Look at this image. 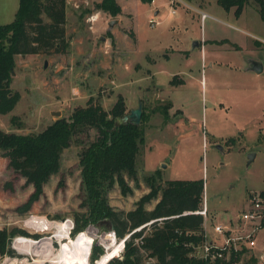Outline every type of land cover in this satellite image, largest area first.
<instances>
[{"label":"rangeland","instance_id":"obj_1","mask_svg":"<svg viewBox=\"0 0 264 264\" xmlns=\"http://www.w3.org/2000/svg\"><path fill=\"white\" fill-rule=\"evenodd\" d=\"M98 1L69 0L64 50L15 57L11 86L23 98L10 114L0 115V129L40 132L60 118L51 114L53 109L68 117L91 96L108 111L122 96L125 116L142 102L140 124L146 141L137 156L139 180L128 178L133 189L128 194L116 185L108 194L111 206L134 209L150 192L145 178L159 171L163 185L167 180L204 179L211 223L240 213L249 195L264 191V71L251 70L252 60L260 59L264 66V19L258 4L251 1L237 16L235 8L228 11L218 0H184L187 5L118 0L124 8L120 5L122 11L112 15L97 9ZM190 4L202 6L209 16L203 19L202 12ZM18 7L19 0H0V25L12 22ZM99 11L106 14L103 27L96 30L90 18ZM152 15L158 20L155 26L149 23ZM107 20L117 22L108 26ZM205 36L216 38L217 44L202 40L196 47L197 38ZM57 61L64 66L56 72ZM174 75L176 85L171 84ZM73 87L80 93L74 94ZM13 116L18 117L16 123L11 122ZM96 135L95 129H89L74 137L62 153L60 171L27 211L18 208L34 187L0 155V228L19 227L39 236L14 237L12 246L20 242L21 251L14 248L20 256H5L0 264H57L62 247L83 233L89 234L93 245L104 248V255L109 235L114 245L122 242L106 220L73 231L74 214L85 211L80 154ZM250 154H254L252 161ZM158 200L146 208H154ZM60 222L71 226L70 239L57 237L55 224ZM256 242L253 258L256 264H264L256 257L264 254V230ZM122 254L123 249L117 256ZM97 260L90 252L88 264ZM148 260L154 261L144 252L143 261ZM251 261L247 258L243 264Z\"/></svg>","mask_w":264,"mask_h":264},{"label":"trees","instance_id":"obj_2","mask_svg":"<svg viewBox=\"0 0 264 264\" xmlns=\"http://www.w3.org/2000/svg\"><path fill=\"white\" fill-rule=\"evenodd\" d=\"M251 1L258 4L264 19V0H218V3L228 11L235 8V14L240 16ZM66 7L67 0H19L14 20L0 25V114L13 111L21 99V93L11 86L16 55L65 49ZM95 7L112 15L122 11L117 0H101ZM175 78L171 80L173 85L177 84ZM124 114L122 96L110 111L98 98L90 97L85 106L75 107L70 116L58 118L40 132L23 134L0 129V155L8 158L9 166L34 187L19 211L29 210L43 195L45 184L60 171L62 153L71 146L74 137L95 129L96 138L80 154L85 211L74 214V233L106 220L117 237L124 240L123 254L107 264H146L144 252L154 259L147 264H205L190 256L193 248L186 246L202 239L204 217L194 211L203 206L204 179L167 180L163 185L157 171L145 178L150 192L134 209L118 210L109 203L108 194L116 185L123 194L133 192L128 178L138 183L137 156L146 141L142 125L124 121ZM17 118L13 116L11 122L16 123ZM154 199H159L154 208H146ZM144 224L147 225L126 238ZM19 235L39 237L19 227L0 228V259L20 256L12 246L14 237ZM91 252L97 260L104 255V248L95 244ZM251 260L256 264L255 258Z\"/></svg>","mask_w":264,"mask_h":264},{"label":"built area","instance_id":"obj_3","mask_svg":"<svg viewBox=\"0 0 264 264\" xmlns=\"http://www.w3.org/2000/svg\"><path fill=\"white\" fill-rule=\"evenodd\" d=\"M177 2L185 3L183 0H170L171 4ZM172 12L176 13V10L174 9ZM207 16L209 14L202 11V18L205 19ZM149 23L151 26H155L158 24V20L152 15ZM208 212L207 184L204 181L203 206L202 209L194 211L204 217L203 231L200 232L202 239L197 243L186 244L193 248L191 254L197 259L205 261V264H243L245 259L253 258L257 236L264 230V194L262 192L252 193L240 213H235L232 217L216 223L210 222ZM147 224L134 229L126 235V238ZM113 234L116 235L115 231ZM122 249H124V244ZM256 257L264 260V254L256 255Z\"/></svg>","mask_w":264,"mask_h":264},{"label":"bare ground","instance_id":"obj_4","mask_svg":"<svg viewBox=\"0 0 264 264\" xmlns=\"http://www.w3.org/2000/svg\"><path fill=\"white\" fill-rule=\"evenodd\" d=\"M55 226L58 233L57 237H59L60 239H70L69 230L71 226L68 222L56 223ZM87 234L83 233L78 237L77 240L72 239L67 244H65L62 247L61 252L59 253L57 264L62 261L72 264H88L87 261L90 256V252L92 251L93 239L88 236L89 234ZM107 239L108 241H110L107 246L108 252L102 257V259L97 261V264H107L109 260L117 256L119 252L122 251L124 242L114 245L113 237L111 235H109ZM13 246L17 250L21 251L19 241H15V244Z\"/></svg>","mask_w":264,"mask_h":264},{"label":"crops","instance_id":"obj_5","mask_svg":"<svg viewBox=\"0 0 264 264\" xmlns=\"http://www.w3.org/2000/svg\"><path fill=\"white\" fill-rule=\"evenodd\" d=\"M101 1V0H100ZM100 1H98V2H100ZM118 1V0H117ZM184 1V0H183ZM155 2H156V0H155ZM155 2H152L151 4H154ZM185 2V1H184ZM69 0H67V7H66V12H67V14H66V18H67V21L69 20ZM118 3H119V1H118ZM120 4V3H119ZM184 4H186L187 5V2H185ZM121 5V4H120ZM122 6V5H121ZM192 9H195V10H197V11H200V12H202V11H204V12H206L207 14H209L207 11H205L204 9H203V7L202 6H197V5H189ZM123 8H124V6H122ZM157 9H158V7H157ZM103 13V14H102ZM159 13V11L158 10H156L155 11V14H158ZM104 14H106V12H104V11H99V12H97V13H94L93 14V16L90 18L91 19V21L93 22V29H96V30H99V29H101L102 27H103V19H104ZM112 20H107L106 21V25H108V26H110L109 25V23L111 22ZM68 24V23H67ZM96 30H94V32L96 31ZM136 33V32H135ZM100 37V36H99ZM98 37V38H99ZM100 38H104L103 36L102 37H100ZM202 40H211V42H214L213 44H217L216 42H218V40L216 39V38H212V39H208L206 36L205 37H202L201 39H199V38H197V41L196 42H198L197 44H196V47H199L200 46V44H201V42H202ZM136 42H137V37H136ZM71 43H73V42H71ZM215 51H216V49H215ZM16 57H17V55H16ZM74 57H71V60H70V62L73 64V62H74ZM58 60V59H57ZM259 61H261L262 62V60H260V59H258ZM64 66V64H63V62H59V61H57V64H55L54 65V67H55V71L57 72V71H59L62 67ZM251 67H252V63H251ZM46 69V68H45ZM50 69V68H49ZM51 70H53V69H51ZM50 70V71H51ZM252 70V69H251ZM263 71H264V67H263ZM262 71V72H263ZM261 72V73H262ZM261 73H257V74H261ZM176 75H179V74H176ZM176 75H174V76H176ZM14 79V78H13ZM72 92L74 93V94H79L80 93V91H79V89L78 88H75V87H73L72 88ZM91 97H94V96H91ZM23 98V95H22V97H21V99ZM20 99V100H21ZM90 99V98H89ZM54 107V106H53ZM15 109V108H14ZM55 109H59V108H55ZM55 109H53L52 110V112L53 111H55ZM59 111H61V110H59ZM62 112V111H61ZM8 114H10V113H7V114H0V115H8ZM52 114V113H51ZM245 206V205H244ZM221 220V219H220ZM220 220H218V221H220ZM222 220H225V219H222Z\"/></svg>","mask_w":264,"mask_h":264},{"label":"water","instance_id":"obj_6","mask_svg":"<svg viewBox=\"0 0 264 264\" xmlns=\"http://www.w3.org/2000/svg\"><path fill=\"white\" fill-rule=\"evenodd\" d=\"M117 22V20H112L109 25L113 26L115 23ZM198 42H195V44H197ZM263 63L259 60H252V67L251 69L256 72V73H261L263 71ZM44 68H47V61L45 62ZM14 69H12V76L14 75ZM53 115L56 116H60L62 115L61 111H53L52 112ZM142 114H143V103L141 102L139 104V106L135 109H132L131 112L124 116V121H129L131 120L132 122L136 123V124H140L141 119H142ZM217 148L223 149V146L221 144H217L216 145ZM250 159L249 161H252L254 158V154H250ZM14 247V246H13Z\"/></svg>","mask_w":264,"mask_h":264}]
</instances>
